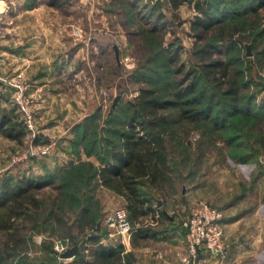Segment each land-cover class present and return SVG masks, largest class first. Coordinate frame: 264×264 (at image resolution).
Masks as SVG:
<instances>
[{"label": "rangeland", "instance_id": "obj_1", "mask_svg": "<svg viewBox=\"0 0 264 264\" xmlns=\"http://www.w3.org/2000/svg\"><path fill=\"white\" fill-rule=\"evenodd\" d=\"M196 1L204 0H187L189 3L187 9L181 12L168 0H139L137 7L130 4V0H108L107 4L104 0L102 2L97 0V7L107 14V18L108 13H113L116 20L118 22L120 20V24L115 21L118 28H111L113 24H110L108 29H97L96 38L106 36L108 40L103 43L96 40L94 61V84L102 108L96 109L92 120L85 125L87 138L80 140L79 145L84 151L98 152V148L102 150L103 136L114 138L119 130L116 124L123 118L128 104L136 99L139 88L154 87L163 92H173L178 88L180 81H183L182 87L194 84V93L205 104L212 106L213 112L225 121V125L217 129L213 125H206L208 121L204 120L188 122L180 119L176 107L165 110L168 121L164 125L166 128L164 138L169 149L171 166L168 174L171 182L168 189L173 190L178 184L177 181H183L185 187L197 188L195 190L197 198L220 209L224 218L235 214L232 210L224 213V207L235 204V198L240 195L239 193L248 190L246 186L251 179L253 180L254 175L264 174V89L258 84L259 81L264 82V6L260 7L257 13L246 14L249 7L246 4L250 0H208L211 2L213 25L197 34L192 27L198 15ZM261 2L264 5V0ZM5 8L6 16V5ZM96 13V20L101 19L102 13L99 11ZM158 13L164 14L160 24L163 23L165 30L154 33L153 25ZM5 24H2L4 28L1 38L7 37ZM72 31L76 36H82L84 30L72 28ZM119 31L123 35L122 38ZM114 45L117 46V54ZM247 45L250 46L249 55ZM168 46L179 51L178 62L175 63L171 59L172 55L165 52ZM214 58H219L226 64L227 75L224 79L236 81L238 84L240 109L238 113L229 114L230 100L222 93L226 84L222 83L219 87L209 74L207 64ZM181 66L182 71L179 70ZM5 70L0 72V113L2 116L5 114L12 116V119L16 113L18 120L21 121L18 105L12 96L15 88L13 84L19 80L30 84V79L21 71L13 74ZM102 70H107L106 77H103ZM29 88L27 91L29 94L35 95L40 92L42 98L35 109V124L38 129L40 124L38 110L43 105L44 94L39 89L32 90L31 86ZM117 95L119 98L112 108L111 104ZM236 136L240 138L238 141H243L240 146H235ZM34 138L36 136L33 137V133L26 129L20 141H13L0 133V178L8 175L15 179L25 176L49 178L46 173L44 175L38 173L39 167L37 169L34 167L36 172H32V166H29V159L32 161L34 159V163L44 156L36 154L19 163H12V158L23 154L32 145ZM56 142L55 140L53 143L56 145ZM243 152L252 157L253 163L235 160L241 158ZM50 158L49 155L44 160L48 161ZM81 168L80 172L70 168L59 179L53 178L52 184L37 189L35 196L39 202L38 208L29 207L15 221L18 233L30 242L27 244L22 242L16 254L8 259L5 256L11 248L4 247L5 237L1 235L0 258L4 257L1 264H6L11 259L13 261V258L15 263L22 264L24 257L25 260L31 261L37 259L36 256L39 255L45 256L47 264H58V258L53 251V241L56 238H68L81 246L88 242L91 235L96 236L99 230H103L104 233L108 231V227L102 226L101 223L107 213L106 207L104 211L102 206L104 193L92 180V172L91 174L88 172L90 167L82 165ZM65 182L68 184L65 187L67 196H58L60 190L56 186ZM249 192L253 194L254 190ZM88 197L96 226L98 223L100 225L97 226L98 229L92 230L87 227L79 231L76 221L77 210L79 204ZM119 205L121 204L118 203L116 206ZM54 213H59L62 221H57ZM132 231L133 234L134 229ZM1 233L3 234V230ZM261 233V244L264 245V233ZM184 241L185 256L188 252L186 240ZM223 241V255L219 256L221 261L222 257L225 261L228 254L225 234ZM29 250L32 255L27 253ZM184 256L181 264H185ZM253 258L256 260L254 264H264V253L261 252L257 258L256 255ZM245 262L243 264H251L250 260Z\"/></svg>", "mask_w": 264, "mask_h": 264}, {"label": "crops", "instance_id": "obj_2", "mask_svg": "<svg viewBox=\"0 0 264 264\" xmlns=\"http://www.w3.org/2000/svg\"><path fill=\"white\" fill-rule=\"evenodd\" d=\"M3 1L7 6L3 23L7 25V37L0 39V72L4 69L13 74L23 72L30 79L31 89H39L44 94L43 105L38 110L39 135L31 140L36 144H48L49 151L48 156L40 158V161L33 163L34 159H29L32 172H36L34 169L39 167L38 173L50 174L59 179L70 168L81 171L79 167L88 165L91 167L92 180L104 193V211L105 207L107 213L120 206L126 208L125 196L116 189L99 184L96 176L98 168L110 162L113 151L117 150L120 144L117 135L114 138L103 136L104 146L102 150L98 148V152L81 150L79 145L80 140L87 138L85 125L92 120L94 111L102 108L94 84V61L96 40L102 43L108 40L106 36L96 38L97 29H108L110 24H113L111 28H118L115 15L108 13L107 18V14L97 7V0ZM104 1L106 3L108 0ZM188 4L184 0L173 7L182 12ZM97 11L102 13L99 20H96ZM72 28H82V36H76ZM119 33L122 38L123 35ZM106 71H103V77H106ZM116 125L119 126V123ZM55 140L56 145L53 143ZM49 155L50 160L45 161L44 158ZM168 174L162 186L154 185L146 177L140 179L139 192L150 201L151 210L140 217L141 222L133 224L134 233L130 239L121 244L117 236H108V231L104 233L99 230L96 236L91 235L88 242L80 246L78 253L82 252L81 256H62L57 263L95 264V253L101 243L113 247L121 245L122 264H128L123 254H128L130 264H181L185 254V228L182 221L189 213V206L200 199L196 196L197 188L185 187L183 181H177L175 188L169 190L171 181ZM246 187L248 190L239 193L235 204L223 209L224 213L235 211V214L223 218L228 251L225 261L223 257L221 261L219 256L202 249L196 264H243L249 260L254 264L256 260L253 256L257 258L261 252L264 253V245L261 244V232L264 233V174L254 175ZM251 190H254L253 194L249 192ZM236 192L235 189V195ZM117 202L121 205L116 206ZM1 235L6 238L4 231ZM27 242H30L29 239L25 240ZM85 248L88 251L85 252ZM41 256L22 264H47L45 256ZM5 257L10 259L12 256ZM2 261L3 256L0 264ZM6 264L17 263L13 258Z\"/></svg>", "mask_w": 264, "mask_h": 264}, {"label": "trees", "instance_id": "obj_3", "mask_svg": "<svg viewBox=\"0 0 264 264\" xmlns=\"http://www.w3.org/2000/svg\"><path fill=\"white\" fill-rule=\"evenodd\" d=\"M130 1V4H135L134 7L138 6L139 0ZM168 1L172 5H178L184 0ZM210 3L208 0L195 2L198 15L192 27L197 31V34L213 25ZM246 6H249L246 14H254L259 12L260 7L264 5L261 0H250ZM152 10H154V7ZM163 15L162 13L156 15L153 25L154 33H160L165 30L163 23L160 24L164 17ZM235 32L238 31L235 30ZM165 52L169 53L170 56L172 55L171 59L175 63L178 62L179 51L168 46ZM207 66L209 74L219 87H221L222 83L226 84L222 93L230 100L229 114L238 113L240 111L238 104L239 87L236 81H226L224 79L227 75L226 64L219 58H214L209 61ZM179 70L182 71L183 67L181 66ZM187 73L189 72L187 71ZM182 85L183 81H180L178 88L173 92H163L154 87L139 88L136 99L128 104L127 109L124 111L123 120L121 119L119 122V130L115 134L120 140L117 150L113 151L110 162L102 164L97 170L96 176L99 184L116 189L125 196L128 217L132 224L141 222L140 217L151 210L150 201L139 192L138 184L140 179L146 177L154 185L162 186L165 184L167 174L171 170L169 149L164 138L166 133L164 125L168 121V115L165 110L170 107H176L179 111L180 119L188 122L204 120L208 121L206 125H213L217 129L225 125V121L213 112L212 106L205 104L194 93V84L183 87ZM21 124L16 113L13 119L12 116H7V114L2 116L0 113V133L8 138L17 141L21 140L25 133L24 126ZM238 139L240 138L236 136L235 146H240L243 142L238 141ZM251 158L250 155H246L243 152L242 157L235 160L248 163L253 160ZM78 170H82V168L79 167ZM88 172L91 174V167ZM48 175V179L45 177L31 178L26 176L15 179L12 175L0 178V231L3 230L6 235L4 247L11 248L6 256H14L17 250L20 249L18 246L22 242L25 243L24 237L18 233L15 221L29 207L38 208L39 202L35 193L37 189L53 183L54 176ZM67 185L65 182L56 186L60 190L58 196H67L65 190ZM82 196H84V193ZM91 210L90 199L89 197L85 198L84 202L79 204L77 210L76 221L79 231L87 227L92 228V230L99 228L96 226ZM54 215L57 221H62L59 213H54ZM98 247L95 253V264H122L120 253L123 248L121 245L113 247L100 243ZM81 254L82 252H79L75 257L77 258ZM25 258L22 259L24 262L27 261ZM124 258L126 259V262H124L130 264L131 259L128 254H123Z\"/></svg>", "mask_w": 264, "mask_h": 264}, {"label": "built area", "instance_id": "obj_4", "mask_svg": "<svg viewBox=\"0 0 264 264\" xmlns=\"http://www.w3.org/2000/svg\"><path fill=\"white\" fill-rule=\"evenodd\" d=\"M5 10L4 1L0 0V38L2 36V24ZM13 85L15 88L12 96L18 105L22 125L26 130L33 133V137H37L39 135V130L35 124V109L42 100L39 94L40 92L35 95L29 94L27 91L30 89V84L21 80ZM31 144L32 145H30L23 154L18 156L15 155L12 158V163H19L36 154L41 156L48 154V144H36L34 141H32ZM101 223L102 226L105 225L108 227V236H117L121 244H123L125 240L130 239L133 224L129 220L128 211L125 207L120 206L106 213ZM182 226L185 228V240L188 252V254L183 257L185 264H195L202 249H205L215 256L223 255L224 223L223 214L220 209L212 206L205 200L197 201L190 207L188 215L182 221ZM74 245L78 246L79 251L80 246L77 243L70 241L68 238H56L53 241L54 254L57 258H62L63 253ZM84 251H88L87 248H85ZM27 253L32 255L31 250Z\"/></svg>", "mask_w": 264, "mask_h": 264}, {"label": "water", "instance_id": "obj_5", "mask_svg": "<svg viewBox=\"0 0 264 264\" xmlns=\"http://www.w3.org/2000/svg\"><path fill=\"white\" fill-rule=\"evenodd\" d=\"M247 54H251L250 52V46L247 45ZM113 48L116 50V54H117V46L114 45ZM259 84L261 85V87L264 89V82L263 81H259ZM119 98V95H117L115 98H114V101L113 103L111 104V107H115L116 103H117V100ZM100 224L98 223L97 226H99ZM78 253V246L77 245H74L72 248H70L69 250H67L66 252L63 253V257H71V256H74Z\"/></svg>", "mask_w": 264, "mask_h": 264}]
</instances>
